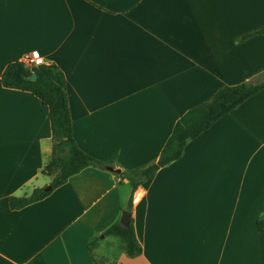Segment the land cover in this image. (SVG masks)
<instances>
[{"label": "crops", "instance_id": "crops-1", "mask_svg": "<svg viewBox=\"0 0 264 264\" xmlns=\"http://www.w3.org/2000/svg\"><path fill=\"white\" fill-rule=\"evenodd\" d=\"M263 25L264 0H0V264H100L96 252L110 264H264V88L189 140L138 202L105 168L156 161L188 109L264 81V34L239 40ZM28 54L61 70L73 138L105 166L13 210L10 197L51 182L47 106L1 83ZM129 204L135 257L102 235Z\"/></svg>", "mask_w": 264, "mask_h": 264}, {"label": "trees", "instance_id": "trees-1", "mask_svg": "<svg viewBox=\"0 0 264 264\" xmlns=\"http://www.w3.org/2000/svg\"><path fill=\"white\" fill-rule=\"evenodd\" d=\"M261 34H264V25L243 35L239 40ZM32 73H35V79H29ZM1 83L7 88L31 92L47 106L53 139L51 158L42 169L43 174L51 177V182L48 184L50 188H35L27 196L10 197V209H20L45 198L53 189L64 184L70 176L85 167L104 169L105 163L81 150L73 138L65 78L56 65L41 64L29 67L22 61H15L5 67L1 75ZM263 88L264 81H246L220 87L209 100L188 109L176 120L156 161L132 169H123L118 176L129 181L133 194L160 168L181 158L189 140L199 136L218 119ZM130 208L129 204L127 209ZM256 227L258 231L264 232V216L256 220ZM102 235L118 237L123 243V251L127 257H135L142 252L135 236L132 218L126 226L120 222L111 224Z\"/></svg>", "mask_w": 264, "mask_h": 264}, {"label": "built area", "instance_id": "built-area-1", "mask_svg": "<svg viewBox=\"0 0 264 264\" xmlns=\"http://www.w3.org/2000/svg\"><path fill=\"white\" fill-rule=\"evenodd\" d=\"M39 61V62H38ZM25 65L29 66V67H34L37 65H41L44 64V61L42 59V57L40 56H32V55H26L22 61ZM137 197H139V199H137ZM141 198L140 193L135 190L132 194V202H138Z\"/></svg>", "mask_w": 264, "mask_h": 264}, {"label": "water", "instance_id": "water-1", "mask_svg": "<svg viewBox=\"0 0 264 264\" xmlns=\"http://www.w3.org/2000/svg\"><path fill=\"white\" fill-rule=\"evenodd\" d=\"M36 78V75L35 73H32L30 76H29V79H35ZM105 168L111 172H114V173H121V169L120 168H115V167H112L110 165H106ZM47 189H49L50 187H46ZM130 211L128 209H124L122 212H121V216H120V219H119V222L126 226L128 225L129 221H130Z\"/></svg>", "mask_w": 264, "mask_h": 264}, {"label": "rangeland", "instance_id": "rangeland-1", "mask_svg": "<svg viewBox=\"0 0 264 264\" xmlns=\"http://www.w3.org/2000/svg\"><path fill=\"white\" fill-rule=\"evenodd\" d=\"M49 182L46 184V187H48ZM113 246L114 250H117L118 247L121 245V241L118 238L113 239ZM94 258L100 263V264H110L111 263V257L107 255H103V253H95Z\"/></svg>", "mask_w": 264, "mask_h": 264}, {"label": "snow or ice", "instance_id": "snow-or-ice-1", "mask_svg": "<svg viewBox=\"0 0 264 264\" xmlns=\"http://www.w3.org/2000/svg\"><path fill=\"white\" fill-rule=\"evenodd\" d=\"M39 62V61H38ZM137 199H139V197H137Z\"/></svg>", "mask_w": 264, "mask_h": 264}]
</instances>
